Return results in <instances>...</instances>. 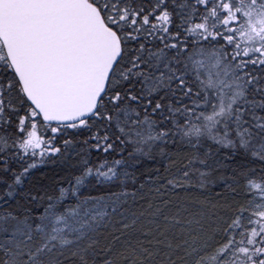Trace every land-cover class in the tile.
<instances>
[{
	"label": "snow or ice",
	"instance_id": "1",
	"mask_svg": "<svg viewBox=\"0 0 264 264\" xmlns=\"http://www.w3.org/2000/svg\"><path fill=\"white\" fill-rule=\"evenodd\" d=\"M0 264H264V0H0Z\"/></svg>",
	"mask_w": 264,
	"mask_h": 264
}]
</instances>
